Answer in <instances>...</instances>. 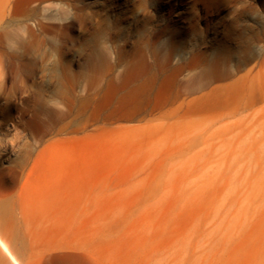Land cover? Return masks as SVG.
I'll use <instances>...</instances> for the list:
<instances>
[{
	"label": "rangeland",
	"instance_id": "rangeland-1",
	"mask_svg": "<svg viewBox=\"0 0 264 264\" xmlns=\"http://www.w3.org/2000/svg\"><path fill=\"white\" fill-rule=\"evenodd\" d=\"M0 239L264 264V0H0Z\"/></svg>",
	"mask_w": 264,
	"mask_h": 264
},
{
	"label": "bare ground",
	"instance_id": "bare-ground-1",
	"mask_svg": "<svg viewBox=\"0 0 264 264\" xmlns=\"http://www.w3.org/2000/svg\"><path fill=\"white\" fill-rule=\"evenodd\" d=\"M0 246L3 248V250L8 254L9 258L11 259V261L14 264H19L16 259L14 258V256L10 253V251L8 250L7 246L3 243V241L0 239Z\"/></svg>",
	"mask_w": 264,
	"mask_h": 264
},
{
	"label": "crops",
	"instance_id": "crops-1",
	"mask_svg": "<svg viewBox=\"0 0 264 264\" xmlns=\"http://www.w3.org/2000/svg\"><path fill=\"white\" fill-rule=\"evenodd\" d=\"M14 258L16 259V261L19 263V262H21L22 264H26L25 262H24V260L22 259V257H20V255L19 254H15V256H14ZM13 263V262H12ZM14 264V263H13Z\"/></svg>",
	"mask_w": 264,
	"mask_h": 264
}]
</instances>
